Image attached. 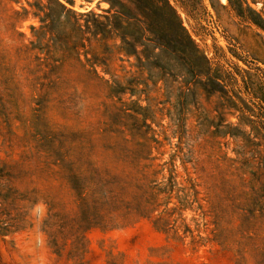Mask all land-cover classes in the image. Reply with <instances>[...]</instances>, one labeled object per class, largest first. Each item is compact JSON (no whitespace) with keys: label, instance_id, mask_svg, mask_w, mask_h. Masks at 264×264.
I'll return each instance as SVG.
<instances>
[{"label":"rangeland","instance_id":"obj_1","mask_svg":"<svg viewBox=\"0 0 264 264\" xmlns=\"http://www.w3.org/2000/svg\"><path fill=\"white\" fill-rule=\"evenodd\" d=\"M214 7L0 0V264L264 257V35Z\"/></svg>","mask_w":264,"mask_h":264},{"label":"trees","instance_id":"obj_2","mask_svg":"<svg viewBox=\"0 0 264 264\" xmlns=\"http://www.w3.org/2000/svg\"><path fill=\"white\" fill-rule=\"evenodd\" d=\"M211 7L215 9L214 2H217L218 5L224 8H228L229 11L239 20L246 22L248 25L253 26L255 29V32L257 34H263L264 35V0H226V4H221L220 0H208ZM71 3L70 1H68ZM196 4H202V0H182V6L184 7H193ZM62 5V4H61ZM212 79L216 81L219 84H222L223 77L216 76L215 74H211ZM264 87V85H261ZM250 90L251 94L254 96L256 91V86H246ZM240 93L239 91H237ZM261 96H256L260 99L262 104H259L258 106H255L253 103L254 108L257 109V111H254L252 107L248 106L244 100H241V97L238 96L239 94H234L236 96V99H238L241 104L243 110L249 113L250 116L256 119L258 125L264 130V89L262 88ZM255 97V96H254ZM236 264H247L242 258L238 259L236 261ZM255 264H264V257L259 258L255 261Z\"/></svg>","mask_w":264,"mask_h":264}]
</instances>
